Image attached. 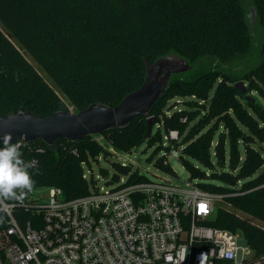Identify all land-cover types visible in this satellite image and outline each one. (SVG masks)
Instances as JSON below:
<instances>
[{"label":"trees","instance_id":"trees-1","mask_svg":"<svg viewBox=\"0 0 264 264\" xmlns=\"http://www.w3.org/2000/svg\"><path fill=\"white\" fill-rule=\"evenodd\" d=\"M167 55L181 56L192 69L172 76L149 117L79 142L60 139L56 151L42 140L20 149L25 162L38 160L29 168L34 189L59 188L67 199L90 194L83 164L90 166L109 153L98 138L131 153L144 142L162 141V128L181 135L191 120L184 122L187 114L166 103L195 97L207 103L201 117L199 110V124L210 122L192 144L180 145L182 158L194 160L181 158V163L203 190L223 196L249 217L220 207L209 225L243 234L254 261L264 264V227L256 223H264V0H0V113L24 109L49 117L71 112V106L75 113L97 103L117 107L143 86L147 62ZM210 58L218 63L201 69L200 63ZM240 81L249 96L255 94L254 103L235 89ZM150 117L157 123L146 140ZM115 169L131 180L146 178L129 165L115 163ZM27 195L4 199L15 205L13 215L23 227L33 215ZM8 224V215L0 210V227Z\"/></svg>","mask_w":264,"mask_h":264},{"label":"built area","instance_id":"built-area-1","mask_svg":"<svg viewBox=\"0 0 264 264\" xmlns=\"http://www.w3.org/2000/svg\"><path fill=\"white\" fill-rule=\"evenodd\" d=\"M162 134L163 146L178 158L180 149L173 145L180 133L162 128ZM31 163L35 167L38 160ZM83 166L93 183V170ZM166 176L139 181L123 175L108 180V188L94 183L90 194L75 199L55 187L48 188L47 201L29 193L33 215L25 227L13 215L15 205L0 198V210L9 217L0 227V264H259L243 234L209 225L219 195L196 180Z\"/></svg>","mask_w":264,"mask_h":264},{"label":"water","instance_id":"water-1","mask_svg":"<svg viewBox=\"0 0 264 264\" xmlns=\"http://www.w3.org/2000/svg\"><path fill=\"white\" fill-rule=\"evenodd\" d=\"M252 11L254 23L255 13ZM146 66L147 77L143 86L126 96L117 107L97 103L79 113L59 111L49 117H40L24 109L8 116L0 113V137L11 133L12 142L23 141L27 144L42 140L56 151V144L60 139L79 142L87 137L126 129L136 118L150 116L153 107L166 94L173 75L192 69L190 63L179 55H167L154 64L147 62ZM235 89L240 90L248 101L255 102V99L248 95L249 88L243 81L236 83ZM156 123V118H149L146 140L152 137Z\"/></svg>","mask_w":264,"mask_h":264},{"label":"rangeland","instance_id":"rangeland-1","mask_svg":"<svg viewBox=\"0 0 264 264\" xmlns=\"http://www.w3.org/2000/svg\"><path fill=\"white\" fill-rule=\"evenodd\" d=\"M27 58L29 61L39 70L41 68L39 67L38 63L30 56L28 55ZM217 64L218 61L214 60L212 58L210 59H205L202 61L201 64V69H206L209 67L211 64ZM42 71V70H41ZM43 72V71H42ZM43 74L46 76V74L43 72ZM47 77V76H46ZM51 81V80H50ZM51 83V82H50ZM251 96H255V94H250ZM261 101L264 104V99L260 98ZM68 102V101H67ZM166 108L174 107L173 110H181L184 111L185 114H187L188 117L187 120H191L190 125H188L187 129L185 132H183L180 135V141L179 144L176 146V143L173 145V150L180 149L179 157H175L172 155V150L170 148L164 147L162 144V141L160 142H144L143 144L137 146L136 148L133 149L131 153H125L117 150L113 145L110 143V141L107 140L106 137H101L96 140L97 142H100L104 144L107 149L109 150V153L106 157L104 155H100L98 157V160L92 161L89 168L93 170L94 173V181H90L91 185L96 183V186L98 188L106 187L108 188L109 183H107L108 180H112L115 176H123L121 173H119L115 169V163H121V164H127L131 167H133L134 171L139 172L141 175L147 176L149 179H157V178H167L166 175L171 176L167 170L162 167L160 168L159 166L162 165V162H168V166L174 170L176 173L178 179L180 181H188L190 180V173L186 170V168L183 166L181 163V158L183 154V148L187 144H192L195 140H197L200 135L203 133L204 126L208 125L209 122L205 121L203 124L200 123V117L202 116L203 112H205L204 106L207 105V103H202L195 97H187V98H182V97H176L168 103H166ZM170 105V106H169ZM71 106V105H70ZM199 110H201V115L199 117ZM71 113L74 112L73 106L70 107ZM193 119V120H192ZM187 122V123H188ZM208 122V124H207ZM156 125V124H155ZM157 131V128L154 129V133ZM218 140V138H216ZM216 140V141H217ZM183 143V144H182ZM184 145V146H180ZM180 146V147H179ZM182 159L184 160H189V161H194L190 156H185ZM212 160L214 166H216L217 169L220 168V164H218L216 158L214 155H212ZM197 164V163H195ZM198 165V164H197ZM219 167V168H218ZM87 167L85 169V173L87 174L88 178L90 179V174L87 172ZM209 171V170H208ZM107 175V177H106ZM92 178V179H93ZM175 182H178V180H172ZM116 184V183H115ZM111 187V185H110ZM32 193V199H38V200H44L47 201L49 198V189L48 188H37L33 189ZM216 208H224L225 210H229L231 212H234L238 214L240 217L243 219H248L249 217L234 209L232 206L228 205L224 201V197L219 196L217 197L215 201ZM251 221L255 222V220L250 219ZM258 225H261L264 227V223L262 222H257ZM241 244H246L245 240L241 238L240 240Z\"/></svg>","mask_w":264,"mask_h":264},{"label":"clouds","instance_id":"clouds-1","mask_svg":"<svg viewBox=\"0 0 264 264\" xmlns=\"http://www.w3.org/2000/svg\"><path fill=\"white\" fill-rule=\"evenodd\" d=\"M0 140V198L23 200L35 186L29 172L33 164L22 159L21 145L12 142L11 133H5Z\"/></svg>","mask_w":264,"mask_h":264}]
</instances>
